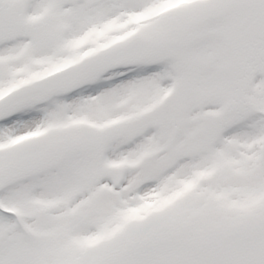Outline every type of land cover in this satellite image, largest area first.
I'll list each match as a JSON object with an SVG mask.
<instances>
[{
    "label": "snow or ice",
    "instance_id": "1",
    "mask_svg": "<svg viewBox=\"0 0 264 264\" xmlns=\"http://www.w3.org/2000/svg\"><path fill=\"white\" fill-rule=\"evenodd\" d=\"M0 264H264V0H0Z\"/></svg>",
    "mask_w": 264,
    "mask_h": 264
}]
</instances>
